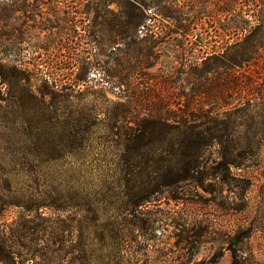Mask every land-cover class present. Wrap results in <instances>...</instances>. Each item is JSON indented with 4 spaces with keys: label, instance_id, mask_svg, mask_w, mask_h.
<instances>
[{
    "label": "rangeland",
    "instance_id": "rangeland-1",
    "mask_svg": "<svg viewBox=\"0 0 264 264\" xmlns=\"http://www.w3.org/2000/svg\"><path fill=\"white\" fill-rule=\"evenodd\" d=\"M133 1L0 0V180L7 184L0 193L52 204L38 211L55 227L78 224L80 209L67 206L81 204L100 264H264V179L256 168L226 169L219 148L208 150L201 172L133 210L116 188L128 171L136 185L155 176L140 173L149 160L123 145L135 114H178L184 96L222 119L248 99L257 105L263 59L235 67L240 87L218 100L210 70L216 55L252 50L256 7L248 0L231 11L229 0H144V22L136 26ZM126 48L133 68L123 80L128 72L116 58ZM155 153L149 164L164 157L173 167L169 178L178 180V148L165 144ZM248 182L254 185L247 189ZM92 208L99 215L94 231ZM22 213L8 208L2 224Z\"/></svg>",
    "mask_w": 264,
    "mask_h": 264
},
{
    "label": "trees",
    "instance_id": "trees-1",
    "mask_svg": "<svg viewBox=\"0 0 264 264\" xmlns=\"http://www.w3.org/2000/svg\"><path fill=\"white\" fill-rule=\"evenodd\" d=\"M229 1L231 3H229V9L226 8V11H231L233 9L231 6L240 3L238 0ZM248 1L246 3L250 8L252 5L256 7L255 15L258 18L256 25L250 26L247 39L257 36V41L252 45L250 51L244 48L232 56L223 53L221 56L216 55L214 57L215 66L210 68L215 75L213 99L218 100L219 96H225L229 90L232 92V88L240 87L241 80L236 75L235 67H241L243 64L249 65L257 62L260 58L264 61V0ZM131 6L135 25L140 26L144 22L145 2L144 0H134ZM234 27L235 30L239 29L237 25ZM128 50L129 48H126L122 55L116 58L118 65L125 67L127 72L128 69L133 68L127 67L130 64ZM261 70L262 74H257V79H261V82H255L259 84L257 95L260 101L257 105L261 108L256 113L251 111L252 106H257L256 103H251V99H248L247 104L243 105L245 108H237L243 102L235 105L230 112L228 111V117L222 119L213 115L212 108L205 110L201 107L191 106V102H188L190 99L186 100V96H184L185 98L180 102L178 114L153 115L149 113L133 116L132 122L135 123V126L126 132L123 145L127 152L135 158H147L149 160L148 162L146 160V165L142 164L140 173L147 177L152 172L155 176L152 178V182L142 180L140 185H136V180L129 178L131 172L128 171L126 172L128 176L120 178L116 183V188L128 197L126 203L130 207L129 210L156 200L153 196L156 193H161L162 189L169 188L177 182L188 180L194 174L201 172L204 168L206 153L212 147L219 148V157L223 160L226 169L242 166L247 169L256 168L259 171L260 179H264V66ZM120 77L126 80L130 77V72ZM242 82L243 87H248V81ZM198 92L205 93L203 88L199 89ZM134 94L136 93L134 92ZM29 97L30 103L36 101L34 95L30 94ZM240 110L247 111L245 114H239ZM165 144L177 147L182 158V162L178 163L177 167L180 173H178L180 176L177 178L178 180L169 178L170 174L173 173V167L166 165L164 157H161L162 163L149 164L153 160L152 157L156 155V147ZM235 151H237L236 156L247 162H237L234 158ZM126 162L129 163V159ZM130 166L127 165V170ZM248 180L252 181V178ZM144 184L147 185L144 186ZM253 185V182H248L247 189ZM2 186L5 185H2L0 180V188ZM261 186V202L264 207V183ZM134 187H144L145 190L141 195L129 197ZM37 201L38 198L35 195L0 193V264H26L30 260H35V264H52L54 258L59 259L60 264L101 263L97 255L98 249L93 243L88 244L87 242L86 235L91 232L88 231L87 233L86 230L90 227L83 224L81 204L70 201L67 206L68 209H80L75 214L76 217L79 216V219H75L78 224L67 225L64 221L63 224L55 227L52 219L44 218L38 211L42 206L49 207L52 204H46V202L41 204ZM12 206L21 207L24 213L20 214L10 225L4 227L2 219L8 208ZM88 211L93 213L91 231L97 230L98 210L92 208ZM261 221L264 222L263 216ZM236 239L237 242L240 241L241 236L238 235Z\"/></svg>",
    "mask_w": 264,
    "mask_h": 264
}]
</instances>
